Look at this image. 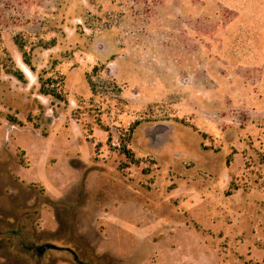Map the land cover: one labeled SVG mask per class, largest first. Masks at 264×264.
<instances>
[{"label":"rangeland","instance_id":"374dc122","mask_svg":"<svg viewBox=\"0 0 264 264\" xmlns=\"http://www.w3.org/2000/svg\"><path fill=\"white\" fill-rule=\"evenodd\" d=\"M206 3L0 0V264H264V71Z\"/></svg>","mask_w":264,"mask_h":264},{"label":"trees","instance_id":"16d2710c","mask_svg":"<svg viewBox=\"0 0 264 264\" xmlns=\"http://www.w3.org/2000/svg\"><path fill=\"white\" fill-rule=\"evenodd\" d=\"M200 2L205 9L206 0ZM217 8L206 12L199 20V37H213L212 57L226 71L242 70L246 79L253 80L264 71V0H216ZM21 51L22 46L16 42ZM29 63L25 60V63ZM22 79L20 71L12 73ZM40 92L62 99L52 82L41 83ZM127 156L129 151H126ZM229 194V192H227Z\"/></svg>","mask_w":264,"mask_h":264},{"label":"water","instance_id":"95a60500","mask_svg":"<svg viewBox=\"0 0 264 264\" xmlns=\"http://www.w3.org/2000/svg\"><path fill=\"white\" fill-rule=\"evenodd\" d=\"M167 130V126L166 125H163V124H159V125H156L152 128V130L149 132V136L150 137H153L154 135L158 134V133H161V132H164ZM48 249V245H41L39 247V251H44Z\"/></svg>","mask_w":264,"mask_h":264},{"label":"flooded vegetation","instance_id":"af4514ba","mask_svg":"<svg viewBox=\"0 0 264 264\" xmlns=\"http://www.w3.org/2000/svg\"><path fill=\"white\" fill-rule=\"evenodd\" d=\"M20 73L22 74V79H18L17 77H15L13 74L12 76L15 77L17 80L21 81V82H25V78H27L24 73L22 72V70L20 71ZM41 94V93H40ZM45 95V94H44ZM51 96V95H49ZM10 127H14V124H11ZM32 249V248H31ZM36 251H39V249H36ZM1 261H2V258H1ZM3 261H6V257H5V260Z\"/></svg>","mask_w":264,"mask_h":264},{"label":"bare ground","instance_id":"6f19581e","mask_svg":"<svg viewBox=\"0 0 264 264\" xmlns=\"http://www.w3.org/2000/svg\"><path fill=\"white\" fill-rule=\"evenodd\" d=\"M24 72L26 73V75H28V76L30 75L26 69H24Z\"/></svg>","mask_w":264,"mask_h":264}]
</instances>
